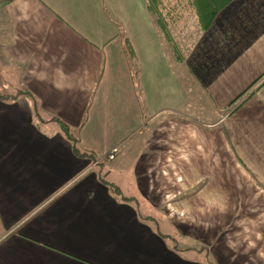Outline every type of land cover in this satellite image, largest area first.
<instances>
[{
    "label": "crops",
    "instance_id": "1",
    "mask_svg": "<svg viewBox=\"0 0 264 264\" xmlns=\"http://www.w3.org/2000/svg\"><path fill=\"white\" fill-rule=\"evenodd\" d=\"M192 12L175 48L147 0H0V264H264V0ZM155 181L187 219L144 205Z\"/></svg>",
    "mask_w": 264,
    "mask_h": 264
},
{
    "label": "rangeland",
    "instance_id": "2",
    "mask_svg": "<svg viewBox=\"0 0 264 264\" xmlns=\"http://www.w3.org/2000/svg\"><path fill=\"white\" fill-rule=\"evenodd\" d=\"M147 2H148V0H147ZM197 9H198V7L195 5L194 0H157V2L154 3V5L152 6V13H150V12L149 13L152 16H154L155 19L159 20V22L162 23L161 25L164 24L165 29H166V33H167V36L164 34L165 38L167 39L166 41L168 43L172 44L173 47L175 46V48H176L177 40L180 41V39L178 38L176 32L179 31V33H180V32L183 31L182 30V26L183 25H182L181 21H183L182 18H183V15H184V11L193 10V12H192L193 14L196 15V13H197L198 19L200 21L201 30H204V29H206L208 27V26L204 27V25L202 24V22L200 20V15L198 14V10ZM190 26L193 27V28L196 27V26H194L192 24H190ZM201 30L199 29L200 33H202ZM168 31H169L170 35L173 36L172 39L168 38V36H169L168 35ZM161 36H163V32L161 33ZM20 94H22V93H17V95H20ZM198 122L199 123H195V124H197V125L201 124V125H203V127H209L210 126V125H207V124L200 123V121H198ZM165 163H166V160H165ZM168 172L170 173L169 175H167ZM189 174H192V173H189ZM217 174L219 175L220 173L218 171L213 170L211 172L208 171L207 174H205V175L209 179L213 175L215 176ZM154 175H155V179H157V180L160 177H163V176H166V177L170 176L172 179H174V182H176V183H179L178 181H183L184 178H185L183 172L176 171V170H175V172H173V171L170 172V171L166 170V171L163 172V176H162L161 172L152 173V176L150 178L147 177V181L149 179H152ZM128 184H129V181H126L125 185L127 187H128ZM154 188L155 189L150 193V197L149 198L152 199V201H154L155 204H152V203H150L149 201L146 200L148 203L145 202V204H144L145 206L152 207L154 210H159L164 215H167L166 213H168V214H170V215H172L174 217H180L182 219H184V218L187 219V217L189 215H191V213H189V211H190L189 208L190 207L188 209H185L184 208L185 204L183 202H180V200L184 198L183 194H185V193L177 194L178 193V189L177 188H176L175 193H172L171 191H169V189L168 190L167 189L157 190L158 189V184L156 183V181L154 182ZM199 189H200V187L197 186L196 189L194 188L193 190L196 193V192H199ZM244 191H245V189L237 190V191L234 190L233 195L235 197H237L238 200L236 201V203L234 205H229L230 207L228 206L230 209L232 208V206L234 208L233 210L239 211V212L240 211H248L250 209V206H252V205H249V203H246L242 199L245 198V197L250 196L251 195V190H249V192L246 193V194H244ZM225 193H226L227 196L228 195L230 196V194H231L229 192L227 193V191ZM177 195H178V197H177ZM173 197H174V199H173ZM175 198H176V201H179V203H176V201H174ZM237 198H235V199H237ZM240 198H242V199H240ZM239 201L241 202V204L237 203ZM197 206L195 205V208L191 207V211H193L194 214H196V212L199 211L200 206H198V207ZM225 207H226V205H225ZM226 210L227 209H225V212H226ZM146 211L147 212L148 211L151 212L150 209L146 210ZM215 213H217V212H215ZM225 218H227V215H226ZM198 219L201 220V221H207L208 219L212 220V222H213V227L212 228L213 229H211V233H212V236L214 238V244H219V246L220 245L222 246V245H225V244L228 243L229 246L230 245H235V248H236V245L238 244L239 248H241L242 251L244 252V256H242V257L245 258L244 260L248 259V253L246 251V247H247L246 238L247 237H246L245 234H237V233L235 234L234 231H232V227H231L232 226V220L230 218L220 220L219 214H218V217H216V214H206V213H204V215H201V217L198 218ZM181 237H183V235L180 236L179 240L181 239ZM177 243L179 245H180V243L183 244V240L180 241V243L177 240ZM179 245H178L177 249L180 248ZM209 248H210V246H203L201 248V250L204 252L207 249V253L210 255ZM228 253H230V251ZM239 253H242V252L239 251ZM194 255H196V254H194Z\"/></svg>",
    "mask_w": 264,
    "mask_h": 264
},
{
    "label": "trees",
    "instance_id": "3",
    "mask_svg": "<svg viewBox=\"0 0 264 264\" xmlns=\"http://www.w3.org/2000/svg\"><path fill=\"white\" fill-rule=\"evenodd\" d=\"M230 1L232 0H194L195 5L198 7L197 9L198 14L200 15V20L202 24L204 25V27H207L210 21L212 20V18L217 13V11L221 9L222 7H224L226 4H228ZM156 2L157 0H148L147 8L150 13H152V6ZM6 98H10V97H6ZM56 120L59 122L65 135L69 138L70 141H72L74 150L78 152V149L76 147L77 139L73 136L69 126L64 122L59 121V119H56ZM116 190L118 192V189Z\"/></svg>",
    "mask_w": 264,
    "mask_h": 264
},
{
    "label": "built area",
    "instance_id": "4",
    "mask_svg": "<svg viewBox=\"0 0 264 264\" xmlns=\"http://www.w3.org/2000/svg\"><path fill=\"white\" fill-rule=\"evenodd\" d=\"M111 156H112V155L109 153V154L105 155L104 157H102V159H103V160L106 159V158L109 159V158H111ZM98 162H100V161H98Z\"/></svg>",
    "mask_w": 264,
    "mask_h": 264
}]
</instances>
